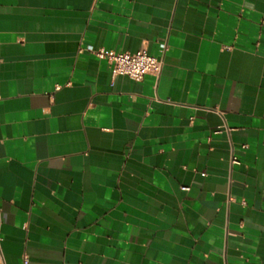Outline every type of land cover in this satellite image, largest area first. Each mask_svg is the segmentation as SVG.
<instances>
[{
    "label": "crops",
    "instance_id": "0c3cea01",
    "mask_svg": "<svg viewBox=\"0 0 264 264\" xmlns=\"http://www.w3.org/2000/svg\"><path fill=\"white\" fill-rule=\"evenodd\" d=\"M102 48L162 71L113 76ZM0 246L264 264V0H0Z\"/></svg>",
    "mask_w": 264,
    "mask_h": 264
},
{
    "label": "built area",
    "instance_id": "2783aa9c",
    "mask_svg": "<svg viewBox=\"0 0 264 264\" xmlns=\"http://www.w3.org/2000/svg\"><path fill=\"white\" fill-rule=\"evenodd\" d=\"M95 53L98 58L110 63L113 76L123 74L134 80H141L146 74L159 75L163 68V61L150 55L145 49L136 52H115L102 48ZM234 161H237L236 158ZM25 263L27 264V260ZM0 264H6L1 246Z\"/></svg>",
    "mask_w": 264,
    "mask_h": 264
}]
</instances>
